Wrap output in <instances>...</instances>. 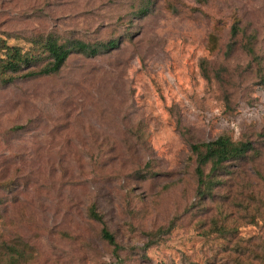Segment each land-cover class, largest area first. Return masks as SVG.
Masks as SVG:
<instances>
[{"label":"rangeland","instance_id":"obj_1","mask_svg":"<svg viewBox=\"0 0 264 264\" xmlns=\"http://www.w3.org/2000/svg\"><path fill=\"white\" fill-rule=\"evenodd\" d=\"M0 35L118 41L0 83V242L26 264H264V0H0ZM223 135L254 151L201 198L191 145Z\"/></svg>","mask_w":264,"mask_h":264},{"label":"trees","instance_id":"obj_2","mask_svg":"<svg viewBox=\"0 0 264 264\" xmlns=\"http://www.w3.org/2000/svg\"><path fill=\"white\" fill-rule=\"evenodd\" d=\"M147 11V10H145ZM242 34L241 21L236 18L231 28L228 51L233 52L238 45V38ZM252 38L243 46V49L253 57L255 63L260 61L255 53ZM118 45V41H109L101 46H91L81 41L61 43L55 35L37 37L32 40L30 48L24 49L19 45H11L7 39L0 35V83H12L16 76L36 78L39 76L58 75L65 67L72 54H82L89 57L97 55L101 50H111ZM219 39L216 34L209 37L208 49L216 52ZM39 70V71H36ZM205 78H208L207 67L203 65ZM209 79V78H208ZM264 85V77L261 78ZM23 128V127H22ZM18 128V130L22 129ZM254 151L251 142H235L229 136L223 135L212 142L196 143L191 145V152L196 156L195 174L198 181V194L201 198H211L217 187L223 185L219 172L225 171L234 162L245 160L249 153ZM211 171L206 174V168ZM6 189L10 188L7 182ZM89 216L103 225L101 239L114 248L119 258L122 251L115 235L107 228L104 217L95 205L89 209ZM147 248L151 245H147ZM28 245L22 242H0V264H26L28 261Z\"/></svg>","mask_w":264,"mask_h":264}]
</instances>
